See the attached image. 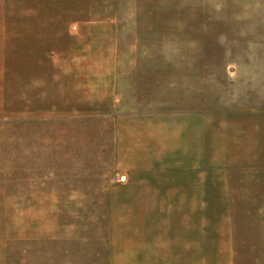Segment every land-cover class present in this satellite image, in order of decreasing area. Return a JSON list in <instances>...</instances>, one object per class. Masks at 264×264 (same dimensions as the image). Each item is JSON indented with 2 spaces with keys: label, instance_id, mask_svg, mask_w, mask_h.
<instances>
[{
  "label": "rangeland",
  "instance_id": "1",
  "mask_svg": "<svg viewBox=\"0 0 264 264\" xmlns=\"http://www.w3.org/2000/svg\"><path fill=\"white\" fill-rule=\"evenodd\" d=\"M0 264H264V0H0Z\"/></svg>",
  "mask_w": 264,
  "mask_h": 264
}]
</instances>
